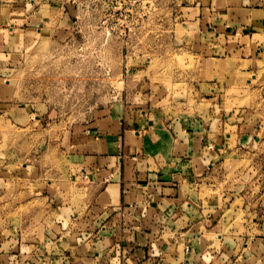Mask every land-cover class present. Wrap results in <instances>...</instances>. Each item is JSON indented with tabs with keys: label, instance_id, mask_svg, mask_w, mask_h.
Instances as JSON below:
<instances>
[{
	"label": "crops",
	"instance_id": "0c3cea01",
	"mask_svg": "<svg viewBox=\"0 0 264 264\" xmlns=\"http://www.w3.org/2000/svg\"><path fill=\"white\" fill-rule=\"evenodd\" d=\"M66 5L0 0V72L23 49L63 47L70 36ZM208 11L193 32L199 38L193 48L213 49L207 31L213 26L216 38L227 39L225 48L237 46L233 38L242 41L237 49L258 70L257 63L264 64V0H211ZM53 21L51 30L46 26ZM3 92L0 115L10 108ZM142 108L113 101L91 111L89 124L69 129L61 180L69 191L59 193L68 201L51 205L35 227L29 223L7 235L2 228L0 264H264V209L225 207L226 213L216 196H201L229 152L230 134L220 124L214 128L212 116L180 119ZM240 212L243 223L234 225Z\"/></svg>",
	"mask_w": 264,
	"mask_h": 264
},
{
	"label": "rangeland",
	"instance_id": "374dc122",
	"mask_svg": "<svg viewBox=\"0 0 264 264\" xmlns=\"http://www.w3.org/2000/svg\"><path fill=\"white\" fill-rule=\"evenodd\" d=\"M143 1L145 5L139 0L133 4L127 40L106 37L96 28L98 9L86 21L79 7L66 2L70 36L62 48L23 49L5 60L0 91L5 90L1 100L10 108L0 115L4 234L29 223L35 227L51 205L67 200L59 193L69 191L68 182H61L69 129L89 124L91 111L113 101L161 109L180 119L217 118L212 126L220 124L230 134V149L213 168L214 182L202 188L201 196H216L224 210L264 209V64L257 63L254 70V59L247 61L249 54L237 49L243 42L236 37L231 44L237 46L225 48L227 39L216 38L213 26L207 29L213 49L193 48L199 46L193 32L200 30L198 20L209 12L211 0ZM55 24L46 27L54 30ZM259 56L264 60V51ZM14 114L19 116L15 122ZM242 217L240 212L234 225L242 224Z\"/></svg>",
	"mask_w": 264,
	"mask_h": 264
},
{
	"label": "built area",
	"instance_id": "2783aa9c",
	"mask_svg": "<svg viewBox=\"0 0 264 264\" xmlns=\"http://www.w3.org/2000/svg\"><path fill=\"white\" fill-rule=\"evenodd\" d=\"M138 0H67L66 2L79 7L83 12V20L89 21L90 11L97 9L100 11L99 21L96 28L106 37H115L127 40L131 34V26L127 24L132 19L133 4ZM141 5H145L143 0H139ZM138 2V4H139ZM145 8V7H144ZM141 11L143 12V9ZM101 16V17H100ZM125 21V24L122 21ZM74 24L77 19L74 20ZM185 251L188 248L185 247Z\"/></svg>",
	"mask_w": 264,
	"mask_h": 264
}]
</instances>
